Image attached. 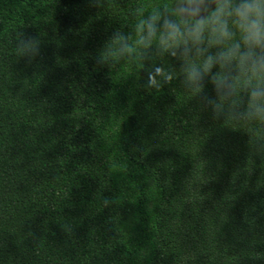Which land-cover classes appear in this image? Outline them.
<instances>
[{"label":"trees","instance_id":"1","mask_svg":"<svg viewBox=\"0 0 264 264\" xmlns=\"http://www.w3.org/2000/svg\"><path fill=\"white\" fill-rule=\"evenodd\" d=\"M164 2L0 0V264H264L251 126L213 119L179 75L144 87L174 57L96 62L130 13ZM19 32L40 41L31 63Z\"/></svg>","mask_w":264,"mask_h":264},{"label":"clouds","instance_id":"2","mask_svg":"<svg viewBox=\"0 0 264 264\" xmlns=\"http://www.w3.org/2000/svg\"><path fill=\"white\" fill-rule=\"evenodd\" d=\"M89 4L100 8L104 0ZM130 15L135 18L130 30L117 29L96 62L110 69L121 64L140 69L154 56L176 58L178 72L154 67L144 87L159 91L181 76L183 89L198 97L213 119L250 125L251 150L264 156V0H166ZM14 46L16 57L29 63L40 55L39 39L24 32L17 33ZM206 80L214 97L204 93ZM63 227L71 233L69 224Z\"/></svg>","mask_w":264,"mask_h":264}]
</instances>
